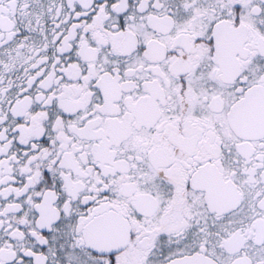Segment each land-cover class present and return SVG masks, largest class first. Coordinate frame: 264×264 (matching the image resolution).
I'll list each match as a JSON object with an SVG mask.
<instances>
[{
  "label": "snow or ice",
  "instance_id": "6c2138e0",
  "mask_svg": "<svg viewBox=\"0 0 264 264\" xmlns=\"http://www.w3.org/2000/svg\"><path fill=\"white\" fill-rule=\"evenodd\" d=\"M0 264H264V0H0Z\"/></svg>",
  "mask_w": 264,
  "mask_h": 264
}]
</instances>
